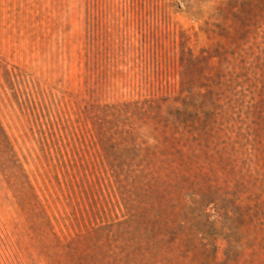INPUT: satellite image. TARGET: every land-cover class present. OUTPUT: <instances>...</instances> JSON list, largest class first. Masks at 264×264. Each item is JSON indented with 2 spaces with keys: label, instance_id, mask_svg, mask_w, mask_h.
<instances>
[{
  "label": "rangeland",
  "instance_id": "obj_1",
  "mask_svg": "<svg viewBox=\"0 0 264 264\" xmlns=\"http://www.w3.org/2000/svg\"><path fill=\"white\" fill-rule=\"evenodd\" d=\"M32 82L81 127L99 104L177 98L182 134L158 145L173 167L87 173L56 200L18 105ZM0 121L48 211L0 161V264H264V0H0Z\"/></svg>",
  "mask_w": 264,
  "mask_h": 264
},
{
  "label": "trees",
  "instance_id": "obj_2",
  "mask_svg": "<svg viewBox=\"0 0 264 264\" xmlns=\"http://www.w3.org/2000/svg\"><path fill=\"white\" fill-rule=\"evenodd\" d=\"M138 35L141 36L137 40L139 46L130 41L128 48L133 52L140 51L147 64V59H150L148 52L153 49L154 42L147 29H141ZM123 38L128 40L126 36ZM9 74L23 76L16 67ZM22 94L24 99L20 102L19 93L15 92L19 108L26 116L30 130L33 133L37 131L40 136L37 163L44 170L40 176L47 190L54 189L51 196L57 195L56 200L58 193L64 197L66 194L65 199L69 201L77 198L79 193L87 194V173H100L103 179V176L108 179L109 176H118L138 181L148 177L161 178V173L171 169L168 151L161 150L158 145L162 140L169 141L182 134L171 113L179 110L169 109V101L177 98H144L99 104L88 118L83 119L81 127V116L72 119L70 111L56 102L57 97L47 95L38 84L29 83ZM144 131H148L150 139L155 140L154 145L149 144ZM0 161L6 170L10 162L17 165L19 161L1 121ZM17 167L24 178L25 188L32 196L34 209L48 215L39 189L30 180L24 166L18 164ZM98 228L95 226L92 230L96 232Z\"/></svg>",
  "mask_w": 264,
  "mask_h": 264
}]
</instances>
